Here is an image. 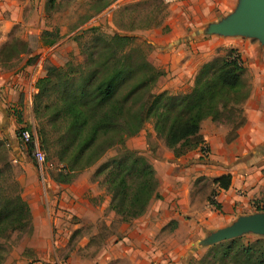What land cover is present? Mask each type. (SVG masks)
Segmentation results:
<instances>
[{
  "label": "trees",
  "instance_id": "1",
  "mask_svg": "<svg viewBox=\"0 0 264 264\" xmlns=\"http://www.w3.org/2000/svg\"><path fill=\"white\" fill-rule=\"evenodd\" d=\"M54 4L55 0H46V9ZM87 30L90 37L81 48L82 62L70 60L61 66H47L45 75L35 81L38 102L47 92L55 93L43 108L57 131L56 157L63 165L53 177L56 182H70L77 172L94 164L107 148L123 144L150 119L156 136L163 139L174 157L196 148L204 150L200 124L206 118L230 124V135L242 124L240 105L248 96L249 87L242 78L243 65L232 58L233 49L225 58L203 63L189 91L154 92L153 87L163 72L135 44L141 38L138 34H107L99 27ZM59 36L57 29H44L30 36L33 44L14 39L1 46L0 60L3 56L11 59L29 53L36 46H51ZM144 41L155 46L149 40ZM30 62V59L26 61ZM205 150H208L206 145ZM95 174L103 175L110 193L109 207L122 222L142 215L150 200L159 196L155 169L137 150L122 148L102 162ZM2 176L0 170V238L31 225L29 205L18 191L5 190ZM212 182L227 189L230 174L215 177ZM209 203L217 209L220 207L211 199ZM198 249L192 246L189 254ZM1 250L0 244V264ZM196 263L264 264V237L246 244L237 243V238L219 241L209 246Z\"/></svg>",
  "mask_w": 264,
  "mask_h": 264
},
{
  "label": "rangeland",
  "instance_id": "2",
  "mask_svg": "<svg viewBox=\"0 0 264 264\" xmlns=\"http://www.w3.org/2000/svg\"><path fill=\"white\" fill-rule=\"evenodd\" d=\"M174 1L177 0H55L54 6L46 9V0H43L42 8V0H14L13 10L2 11L0 8V16L12 19L15 22L9 25L7 29H3L2 23H0V48L14 39L28 41L33 44L34 42L30 39V36L40 34L44 29H57L60 36L56 43L51 46H36L29 53H21L11 59H6L3 56L0 60V69L4 71L12 70V68L14 69V67L30 59L31 62L28 64L37 66V71H42L39 72V77H42L45 75L47 66H61L70 60L74 63H80L84 60L81 48L90 37L87 29L99 27L101 31L107 34L114 32L138 34L141 38L136 39L135 44L142 48L146 59L163 72L158 77L153 91H167L171 94L182 93L184 92L182 90L173 91L171 81L174 75L169 67L154 64L158 58L161 59L162 57L154 56L153 53L156 50L154 48L158 45L156 43L159 42L151 40V37H156L159 31L162 34L166 33V27L163 25L169 13L168 6ZM217 17L219 15H214L207 20H211V22L221 21ZM205 24L206 22H202L193 26L187 33L176 37V39L187 37L191 32ZM208 37L196 39L201 40ZM144 39L151 41L155 46L145 42ZM229 39L235 41L242 39V37H229ZM247 41L257 43L254 38H248ZM173 45L174 43H170L168 49L176 46ZM46 47L47 49H43ZM163 47L164 45L159 48V51L164 50ZM216 51L215 55L218 56L214 55L209 61L225 58L230 50L229 47H222ZM235 53H237L236 50L233 54ZM240 61V65H243L241 57ZM198 70L199 68L196 70L195 75ZM36 94L37 89L32 90L30 100H25V96L19 94L16 100L11 103L14 104L13 106L9 103H5V106L12 115L13 126L11 129L13 135L18 136L20 129L26 128L37 136L40 148L46 156L43 175L40 174L28 146H20L21 153L19 152V155L21 157H17L18 155L14 154L7 145L1 126L7 128L12 124L10 125L8 120L3 123L1 115L0 170L3 172L1 178L6 186V191H18L29 205L30 211L31 209L33 211L41 209L46 214L49 211V208H47V200H49L47 192H53L54 190L57 193L59 190L56 186H53L51 180L62 169L63 165L56 157L58 149L55 140L57 131L47 120L43 108L45 104L49 103V99L55 96V93H52V91L47 92L39 102ZM32 116L34 119L31 123ZM16 119H21V123H17ZM24 119L26 120L23 121ZM122 148L137 150L152 165H157V161H160V159L169 160L173 154L172 150L165 145L163 139L156 136L153 130V120L146 121L137 134L127 137L121 145L107 148L94 164L77 172L73 179L68 182L72 184L79 180L80 184L77 186L76 191L81 196L79 200L80 211L63 210L59 216L61 231L59 237L56 238L59 240L58 242L54 243V234L57 228L53 224L51 230L49 228L47 230L35 228L31 211V225L29 228L8 232L0 238L3 255L1 264H29L34 261L42 264H97L100 254L107 249L110 242L114 238L127 233V229H124V224L120 221L119 216L109 207L110 193L106 189L103 175L95 174V170L102 162L117 155ZM201 154L202 157H207L208 150L207 153L201 151ZM258 154L261 155V153ZM262 159H264V155ZM261 172L262 181L256 194L247 201L246 206L242 205L240 209L233 208V211L229 213L230 218L227 224L234 222L241 216L264 214V208H262L264 206V171ZM192 184V192L198 200L197 203H204V201L209 203V199L216 203L214 194L217 185L212 182L211 178L197 176ZM210 206L215 212L212 215L208 214L207 217L213 223L216 220L214 214H219V212H217L218 209L214 205L210 204ZM132 221L133 219L130 220V223H133ZM198 222L202 223L200 220ZM203 225L205 226L204 223ZM222 227L224 226L198 229L199 233L195 234L190 242L185 243L184 241L188 239V229L185 226L176 229L174 221L171 220L161 228L162 236L165 238L162 245L165 250V257L163 260H159L158 263L197 264L196 261L208 251L209 246L215 243L204 245L190 254L188 250L194 242L207 237V235ZM258 237H264V231L248 228L234 238H237V243L246 244Z\"/></svg>",
  "mask_w": 264,
  "mask_h": 264
},
{
  "label": "crops",
  "instance_id": "3",
  "mask_svg": "<svg viewBox=\"0 0 264 264\" xmlns=\"http://www.w3.org/2000/svg\"><path fill=\"white\" fill-rule=\"evenodd\" d=\"M239 3L240 0L171 2L163 25L166 27V33L162 34L159 31L156 37H151L153 42H159L154 48L156 49L154 56L162 57V61L158 58L154 64L169 67L172 71L174 76L171 82L174 92L190 90L196 70L212 59L218 48L229 47V50H236L243 61L242 78L249 87L248 96L241 104L243 122L236 129L235 134L230 135L232 129L230 124L206 118L200 124V133L208 148L207 157H202L201 150L196 148L178 157L172 154L169 160L160 159L157 165L153 164L158 180L159 196L150 200L146 211L133 219V223L123 222L127 233L110 242L107 249L100 254L97 264H159V260L165 257L164 247L162 248L165 238L162 236L161 228L168 222L173 220L176 229L184 226L188 229V239L184 241L188 243L195 234L199 233L198 229L226 226L230 218L229 213L233 211V208L240 209L242 205L246 206L247 201L256 194L262 181L261 171L264 168V159H262L264 154L257 149L264 143V44L258 38L243 34H212L207 39L201 40L176 39L199 23L211 22L207 19L214 15H219L217 18L222 20L233 13ZM14 4V0H1L0 8L2 11L13 10ZM0 23L3 29H7L15 22L0 16ZM229 37H242V39L233 41ZM245 38L247 40L254 38L257 43H251ZM170 43L176 46L173 45L174 47L168 49ZM162 45L164 50L159 51ZM37 69V66L28 64L26 61L12 70L0 69V115L3 123L8 120L10 125L12 124L7 128L1 126V131L7 145L14 154L18 155L17 157H21L19 155L21 145L18 136L13 135L12 115L6 109L5 103L13 106L14 104L11 103L19 94H23L25 100L31 99L30 93L36 90L35 81L41 71ZM33 119L32 116L31 123ZM16 120L17 123H21V119ZM227 173L230 174L228 188L215 187L214 199L220 207L217 210L219 214H214L216 220L212 223L207 216L215 211L207 201L197 203L198 200L192 192V181L197 176L213 179ZM51 183L59 190L57 193L54 190L47 192L49 211L46 214L41 209L38 211L31 209V211L35 228L51 230L52 224L57 228L54 234V243H56L59 241L56 238L61 231L59 216L63 210L80 211L81 196L76 191L80 183L76 180L72 184H58L54 179ZM199 220L202 223H199Z\"/></svg>",
  "mask_w": 264,
  "mask_h": 264
},
{
  "label": "water",
  "instance_id": "4",
  "mask_svg": "<svg viewBox=\"0 0 264 264\" xmlns=\"http://www.w3.org/2000/svg\"><path fill=\"white\" fill-rule=\"evenodd\" d=\"M232 35L243 34L258 38L264 44V0H240L237 9L218 22H209L193 31L185 39L200 37L201 35ZM264 154V144L260 149ZM248 228L264 231V214L241 216L207 237L197 240L192 245L201 248L204 245L219 242L238 236Z\"/></svg>",
  "mask_w": 264,
  "mask_h": 264
},
{
  "label": "built area",
  "instance_id": "5",
  "mask_svg": "<svg viewBox=\"0 0 264 264\" xmlns=\"http://www.w3.org/2000/svg\"><path fill=\"white\" fill-rule=\"evenodd\" d=\"M232 58H236L237 63L240 64L241 61H240V56L238 53L233 54ZM18 138H19L21 146H23V147H27L29 145L31 146V149H30L31 155L33 156V158L37 164V167L40 171V174H42L43 167H44V164L46 162V156H45V153L43 152V150L40 148L37 136L34 133H32L31 131H29L28 129L22 128L18 132ZM202 148H204V150H202V152L207 153V150H205V144L202 145Z\"/></svg>",
  "mask_w": 264,
  "mask_h": 264
}]
</instances>
